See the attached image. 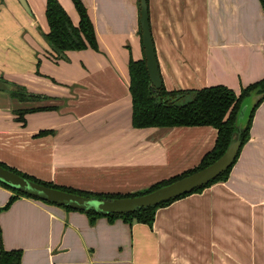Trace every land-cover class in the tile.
<instances>
[{"label":"crops","instance_id":"crops-1","mask_svg":"<svg viewBox=\"0 0 264 264\" xmlns=\"http://www.w3.org/2000/svg\"><path fill=\"white\" fill-rule=\"evenodd\" d=\"M26 1L29 9L0 0L1 162L45 182L124 194L193 168L213 147L211 126H132L128 61L144 58L138 0H81L99 50L64 59L44 36L46 0ZM59 1L78 25L72 1ZM147 5L167 90L224 85L239 94L264 78L260 0ZM14 86L43 98L21 101ZM13 194L0 185V208ZM0 229L6 250L23 251L21 264H264V101L228 178L159 207L151 226L90 224L82 212L20 196L0 211Z\"/></svg>","mask_w":264,"mask_h":264},{"label":"trees","instance_id":"trees-1","mask_svg":"<svg viewBox=\"0 0 264 264\" xmlns=\"http://www.w3.org/2000/svg\"><path fill=\"white\" fill-rule=\"evenodd\" d=\"M71 1L79 16L78 25H74L72 23L70 17L65 11V8L59 0H46L45 17L49 25V32L47 34H44V36L57 58L64 59L65 52L71 50L79 51L85 50L87 48H91L95 51L99 50L94 27L88 15L86 7L81 0ZM260 2L264 10V1L260 0ZM128 78L132 108L131 121L134 128L147 129L211 126L216 129V139L214 141L213 147L201 157L199 163L196 166L170 178L157 181L142 191L123 194L91 192L86 190L74 189L72 187L61 186L52 182H45L34 176H30L17 170L16 168L8 166L1 161L0 164L5 168H8L35 182L44 184L49 187L65 190L67 192L79 194L85 197H93L97 199H113L138 196L151 192L163 185L173 182L181 177L189 175L209 165L222 155L231 139L237 134L239 140L241 141V148L249 139V129L253 112L256 107L262 101H264V78L242 88L239 94H236L232 89L224 85H213L200 89L167 90L162 83L161 88L155 89L150 84L145 68L144 58L138 60L129 58ZM14 87L15 88L11 90V94L21 101L40 100L43 98L42 95L32 94L28 92L25 87ZM254 90H257V92L260 93L262 97L252 111L245 129L238 132V129L235 126V120L239 105L241 101ZM26 112L27 110H22L19 112V120L24 121L23 115ZM238 154L233 164L235 163ZM233 164L208 184L199 188H195L190 193L184 194L174 200L162 202L156 206L141 208L136 210L135 212L127 214L105 215L93 211L79 212L87 215L90 224H94L96 219L98 218L105 217L109 222H114L116 219H121L128 224L136 222L151 226L155 218L156 210L159 207L166 206L171 202L185 197L189 194L200 192L202 189L210 186L213 183L221 180H226ZM0 185L4 186L14 193L10 197L8 203L4 207L0 208V211L8 209L20 196L33 198L29 195L21 193L18 190L10 188L2 182H0ZM61 207L65 208V210L67 211H78L64 206ZM22 255V250H6L3 247L2 233L0 229V264H21Z\"/></svg>","mask_w":264,"mask_h":264},{"label":"water","instance_id":"water-1","mask_svg":"<svg viewBox=\"0 0 264 264\" xmlns=\"http://www.w3.org/2000/svg\"><path fill=\"white\" fill-rule=\"evenodd\" d=\"M19 1L26 9H29L26 0ZM138 23L146 72L150 84L155 89H159L162 86V78L150 29L147 0H139ZM261 97L262 95L258 93L257 90H254L241 101L235 120V126L238 132L245 129L251 113ZM240 146L241 141L237 134L231 139L222 155L209 165L151 192L132 197L113 199L85 197L35 182L5 168L1 164L0 182L34 199L37 198L38 200L50 202L58 206L68 207L78 211H93L105 215L127 214L141 208L156 206L162 202L174 200L184 194L190 193L195 188L208 184L233 164Z\"/></svg>","mask_w":264,"mask_h":264},{"label":"rangeland","instance_id":"rangeland-1","mask_svg":"<svg viewBox=\"0 0 264 264\" xmlns=\"http://www.w3.org/2000/svg\"><path fill=\"white\" fill-rule=\"evenodd\" d=\"M130 177H129V180L130 181H132V180H137L135 177H132V175H129ZM157 179V178H156ZM97 180H99V181H101V179H100V177H97ZM110 181H115V180H117V178H110L109 179ZM103 181H106V180H103ZM138 181H141V179H139ZM152 181H156L155 180V178H153V180ZM151 181H148V178L146 177L145 179H144V183H145V185H147V184H149ZM147 187V186H146ZM144 189H145V187H144ZM143 188H142V190H144ZM142 190H137V191H142ZM34 199V198H33ZM35 200H37V199H35ZM38 201H40V202H42V203H44V204H51V203H47V202H44V201H42V200H38ZM51 205H54V204H51Z\"/></svg>","mask_w":264,"mask_h":264}]
</instances>
